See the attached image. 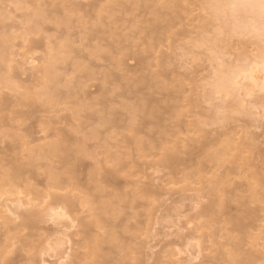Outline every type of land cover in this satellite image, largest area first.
Instances as JSON below:
<instances>
[{
	"label": "rangeland",
	"instance_id": "1",
	"mask_svg": "<svg viewBox=\"0 0 264 264\" xmlns=\"http://www.w3.org/2000/svg\"><path fill=\"white\" fill-rule=\"evenodd\" d=\"M96 1L0 0V102H9L7 107L0 104V152L9 150L20 162L30 163L27 181L23 177L4 183L1 173L11 165L0 168V231L4 223L19 222L20 211L41 212L29 252L34 256L32 263L60 264L67 261L64 253L70 252L71 234L82 229L83 219L91 222L97 215L106 223L104 229L91 227L92 234L112 230L119 237L118 248L112 249V257L117 258L114 264H136L137 260L197 264L201 252L210 254L217 248L214 240H222L209 237L210 227L200 230L203 238H191L186 245L179 237L194 228V222L187 223L190 215L223 196L229 199L232 218L242 215L246 207L255 213L257 221L246 220L245 249L264 251V203L253 198L259 194L264 199V67L257 59L262 19L248 16L246 28L233 30L226 24L230 10L218 12L212 6L224 0H169L180 4L178 12L188 9L180 14L176 7V13L166 9L165 0H151L136 8L120 0L124 11H113L112 18L103 12L98 19L101 6L88 8L100 0ZM39 6L47 18L63 19L68 10L78 13L71 15L69 27L46 20L37 23L38 31L33 32ZM67 38L69 45L64 42ZM61 42L70 49L64 47L56 55V79L47 84L52 88H40L38 78L51 48ZM99 42L104 45L95 49ZM115 46L123 53L114 54L123 59L118 65L109 60L118 50ZM149 48L152 54L141 67L138 54ZM162 70L167 72L166 82L172 83L171 95L159 89L162 84L138 82L140 76ZM104 73H112L109 80L124 78L104 85ZM254 75L258 81H253ZM230 76L233 87L219 90L217 85ZM131 91L148 103L166 95L160 102L170 111L161 116L166 120L161 127L148 114H140L131 126L132 116L124 106L141 103ZM106 107L118 112L114 125L93 123ZM142 123L148 124L145 131H141ZM48 124L66 132L70 148L66 157L63 152L47 157L41 151L58 139L41 132ZM222 132L226 134L218 139L230 140L232 145L211 148L210 152L222 151L214 163L200 157L206 167L200 175L184 178L196 170V166L189 168L192 164L183 170L159 163L161 143L178 145L182 158L183 152L192 149L189 140ZM62 159L72 168L62 176L70 184L52 189L47 174ZM144 190L153 195L133 198ZM49 193L74 201L75 209L68 214L76 218L73 222H49L52 214L44 203L51 201ZM244 203L247 206L238 211Z\"/></svg>",
	"mask_w": 264,
	"mask_h": 264
},
{
	"label": "bare ground",
	"instance_id": "2",
	"mask_svg": "<svg viewBox=\"0 0 264 264\" xmlns=\"http://www.w3.org/2000/svg\"><path fill=\"white\" fill-rule=\"evenodd\" d=\"M59 3L63 4V0H56ZM97 0L96 2H98ZM129 2V4L133 7H141L143 5H147L149 1L151 0H126ZM165 0L163 2V6L172 8L173 10H170L172 13L178 12L179 5L173 3V1ZM173 5H171V3ZM230 2H234V0H224V3L219 2L220 5L218 8V4L212 5L215 6L220 12L221 10H230V18L226 21V24H231L233 26V30L237 27H247L249 24L246 22L248 16H252L253 19L257 20L261 18V14L259 13L258 8H240L237 10H233L229 7H226V5ZM103 3V4H102ZM208 3V6H210V3ZM169 4V5H168ZM97 6H101L98 13V19H101L102 16H104V13L106 12V15L109 18L113 17V11H124L125 4H122L120 0H100L97 4H91L88 6L89 9H94ZM178 6V8H177ZM210 6L211 8H213ZM175 7L177 8V11L175 12ZM207 6H205L206 8ZM210 7L207 9L210 10ZM115 8V9H113ZM110 9V10H108ZM113 9V10H111ZM187 9V8H186ZM186 9L181 10V12L185 11ZM43 8L40 6L37 8V12L34 14V20L32 21V25H34V28H32L33 32L38 31V25H36L39 22L50 20L52 23L63 27H69L70 21H71V15L78 13L76 10H68L65 14V17L63 19H57V18H47L43 12ZM213 10V9H211ZM228 10V11H229ZM80 11H83L81 9ZM169 11V12H170ZM188 11V9H187ZM223 11V12H224ZM104 12V13H103ZM178 12L179 14L181 13ZM214 13V11H211ZM222 12V14H223ZM227 12V11H226ZM226 12L224 14H226ZM103 13V15H102ZM178 15V14H177ZM161 18V17H160ZM157 17V20L160 19ZM80 21H82V18H80ZM204 22V20L202 21ZM66 40V38H65ZM70 40V39H69ZM96 41H98V38H96ZM213 41V40H212ZM67 43L66 45H69V41L67 38V41H64ZM71 42V41H70ZM59 46V44H61ZM57 44L58 46L51 48V52L49 53V60L46 62L45 67L41 70L42 76L41 78H38V85L40 88H46L50 89L52 86L47 87V84L51 83L56 79V65H55V58L57 54H60L62 50L65 49L68 50V46H64L65 43L61 42ZM104 44L102 42L97 43V45L94 47L95 49L102 48ZM65 47V48H64ZM62 48V49H61ZM64 48V49H63ZM115 48H118L117 51H114L110 54L109 60L116 65H118L121 60L118 57H115L114 54L116 53H122L121 49L117 46ZM70 49V48H69ZM99 51V50H97ZM120 54V55H121ZM152 54V48L146 49L142 54H138L137 57V63L141 67H143L146 64V61L148 59V56ZM127 58V56H126ZM119 67V66H118ZM78 68H82L80 65ZM84 68V66H83ZM82 70V69H81ZM56 71V72H55ZM55 72V73H54ZM103 75V84H113L117 83L118 79L124 78V76L115 77V79L109 80L112 75V73H104ZM54 76V77H53ZM167 76V72L165 70L158 71L153 74H149L147 76L142 75L138 78V82H142L144 84H153L158 85L162 84V87H159V89L168 95H171L172 88L170 85L172 83H167L165 78ZM231 77V76H230ZM223 78L222 82L217 85L219 90H229L233 87L234 82L232 77ZM253 81L254 79L257 80L258 78L256 75L252 76ZM259 80V79H258ZM257 80V81H258ZM54 83V82H53ZM53 85V84H52ZM255 85H257V82H255ZM258 86V85H257ZM38 92V91H37ZM39 94V93H38ZM131 95L133 98L137 99L138 102H141L139 105H131L127 106L125 105V109L131 114V126L135 124V118H138L140 114L143 115H149L152 119H158V124L161 127L162 123H165L166 120L162 119L161 116L165 113H168L170 111V108L168 106L162 105V99L166 98V95L161 94L162 97L158 99H152L150 102H144L145 97H140L137 95V91H131ZM118 98H120L119 95H116ZM2 107H7L9 105V102L6 100H2L0 102ZM116 110H112L111 107H106L100 114L95 116V119L92 121L93 123L98 122L100 125L113 122L118 120V112ZM160 113V117H158ZM116 115V117H115ZM157 123V122H156ZM113 124V123H112ZM111 124V125H112ZM114 125V124H113ZM148 124L142 123L141 131H145ZM107 126V125H106ZM144 129V130H143ZM134 130L137 132L139 129L134 128ZM41 132H45L47 135L46 137H58V139L54 142L45 144L42 148V150H45V156L47 157H55L59 153L63 152L62 155L66 157L65 154H69L70 148L67 146L69 140L66 137V132H62L61 130L57 129L56 127L48 124L47 129H43ZM226 132H222L218 134L216 137L212 138H205L202 137V139H196V141H193L195 139H192L189 142L192 143V149L190 152H183V156L181 158L178 145H173L172 147L166 146L163 143L159 145V149L163 151L162 157L159 159V163L161 166L165 167H179L182 166L183 170L187 169L191 164V167L196 166V170L192 174H185L184 178H190L195 177L196 175H200L202 172L206 170V167L204 165L203 158L208 161L209 163H214L218 159H220L222 155V151L220 149H215L214 151L210 152L211 148H214L216 146H221L222 148H226L232 145V141L222 139H218V137L225 135ZM45 138V139H48ZM197 145V146H196ZM212 146V147H211ZM9 150H6L5 152H0L3 154L2 157H0V168H5L8 165H11L9 168H7L4 172H2V180L4 183L8 182H14L16 180H20L21 178L25 177L26 174L30 172L29 166L30 163H23L20 162L19 159L14 158L13 154H8ZM200 157H203L200 159ZM199 158V159H198ZM70 164L66 161V159H62V161L59 162V167H51L47 176H48V187H51L52 189H59L63 188L65 184H70V181H66L62 178L64 173L66 171L71 170ZM181 173V171H179ZM224 171L222 173V177H224ZM112 177V174H110L106 180H109ZM26 181L29 179V177H25ZM141 192V191H140ZM49 197L51 198V201L48 203V206L55 207L59 206L61 203H67L68 205V214L71 213L75 209L74 201L71 200L69 197L65 196H59L55 193H49ZM153 195V192L151 190H144L139 194H135L133 196L134 199L140 198L144 199L147 197H150ZM253 197L255 201H261V203H264L263 198H259V194H254ZM209 198L211 196H208ZM134 201H132L133 203ZM229 199L224 198L223 196L216 197L212 200L211 204L209 202L208 205L202 206L197 212L193 213L188 217L189 222H194V228L188 229L187 233L180 236L179 238L183 241L182 244H188V242L192 239H197L198 237L201 239L203 238V234L200 232L202 228H213V230H210L209 237L211 238H218L222 241L214 240L217 245V248L214 249L210 254H199V262L197 264H238V262H243V264H264V251L259 250L256 248V250H247L245 249V246L247 244L245 236H248V232H246V228L248 226L246 220L248 218H251L250 220H254L256 217L255 213L251 211L250 208L243 211V214L238 217H231L229 213L231 212V208L229 207ZM246 203L241 204L238 207V211L241 210L243 206H245ZM247 206V205H246ZM47 210L49 208L47 207ZM20 218L19 222H14L13 224L8 225V223L3 224L4 231H0V264H35L32 263L34 260V256L31 255L29 252L31 251V248L33 247V237L36 236V231L38 230V224L41 222V212L29 209L25 212H19ZM70 216V215H69ZM96 219L94 218L91 220V222L82 220L81 227L82 229L79 231H76L71 234V238H73L72 246L70 247L69 253H64L67 255V261L66 264H114L117 260L112 257V249L117 247L119 243V237L117 236V232L115 231H108L104 234H96L97 236H94L91 231V227H96L98 229H104L103 224L106 223L105 220L99 218L97 215H95ZM75 217H72V222L75 220ZM19 220V219H18ZM249 220V221H250ZM257 221V218L256 220ZM254 221V222H255ZM253 222V223H254ZM186 225V222L184 223ZM110 226V225H109ZM214 226V227H213ZM72 227V226H71ZM79 228V227H78ZM2 230V229H0ZM235 232L238 234L236 235ZM120 234V233H118ZM78 239H77V238ZM192 238V239H191ZM120 242V241H119ZM175 243V242H174ZM259 245V244H258ZM84 250V251H81ZM102 253V254H99ZM90 261L89 263L87 261ZM141 261V260H140ZM145 262H139L137 260L136 264H144ZM62 264V263H60ZM134 264V263H129ZM156 264H166V262L159 260L156 262ZM167 264H169L167 262ZM172 264H175L172 262Z\"/></svg>",
	"mask_w": 264,
	"mask_h": 264
},
{
	"label": "snow or ice",
	"instance_id": "3",
	"mask_svg": "<svg viewBox=\"0 0 264 264\" xmlns=\"http://www.w3.org/2000/svg\"><path fill=\"white\" fill-rule=\"evenodd\" d=\"M233 10H237L240 8H258L260 10L262 26L260 29V40H261V51L258 54V62L261 67H264V0H234V2H230L226 5ZM262 94H264V88L261 89ZM223 95V93H220ZM262 100H264V95H262ZM69 195H73L69 190ZM45 206L49 208V211L52 214V219L49 220L50 223H57L62 221H72V217L68 215V205L67 203H61L57 207H51L47 205V201L44 202ZM74 226V225H73ZM62 264H66V262H62ZM238 264H243V262H238Z\"/></svg>",
	"mask_w": 264,
	"mask_h": 264
}]
</instances>
